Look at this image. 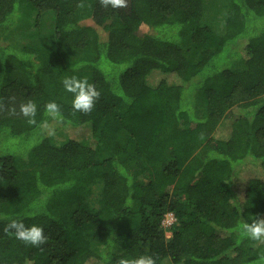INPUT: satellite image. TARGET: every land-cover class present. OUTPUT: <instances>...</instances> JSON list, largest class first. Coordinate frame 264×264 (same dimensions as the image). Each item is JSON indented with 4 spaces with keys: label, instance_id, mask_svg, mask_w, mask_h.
I'll use <instances>...</instances> for the list:
<instances>
[{
    "label": "trees",
    "instance_id": "obj_1",
    "mask_svg": "<svg viewBox=\"0 0 264 264\" xmlns=\"http://www.w3.org/2000/svg\"><path fill=\"white\" fill-rule=\"evenodd\" d=\"M126 2L0 0V102L17 111L0 112V264H257L241 224L264 218V0H228L222 28L206 0ZM20 10L28 41L12 38ZM72 76L100 92L90 113ZM12 219L47 243L5 233Z\"/></svg>",
    "mask_w": 264,
    "mask_h": 264
},
{
    "label": "clouds",
    "instance_id": "obj_2",
    "mask_svg": "<svg viewBox=\"0 0 264 264\" xmlns=\"http://www.w3.org/2000/svg\"><path fill=\"white\" fill-rule=\"evenodd\" d=\"M100 5L104 8L109 6L113 9L126 8V0H100ZM78 7H83L80 3ZM62 84L65 91L73 94L72 108L74 112H81L84 114L90 113L100 97V92L96 89L94 84L88 82L86 78H78L76 76L66 77ZM14 100V97L12 98ZM7 110L9 114L16 115L15 107L6 108L0 102V112ZM36 104L32 100L22 102L19 105V115L27 119L29 124L35 123ZM45 111L53 119L61 117L59 105L55 102H49L45 106ZM243 231L249 239L264 243V218L257 217L251 224L242 222ZM5 233H12L16 239L22 241L26 245L40 247L47 243V237L44 235V229L37 225L26 226L21 220L12 219L4 228ZM117 264H156L155 260L150 255H141L132 259L120 258ZM257 264H264V257H261Z\"/></svg>",
    "mask_w": 264,
    "mask_h": 264
},
{
    "label": "rangeland",
    "instance_id": "obj_3",
    "mask_svg": "<svg viewBox=\"0 0 264 264\" xmlns=\"http://www.w3.org/2000/svg\"><path fill=\"white\" fill-rule=\"evenodd\" d=\"M227 1L228 0H206V2L210 3L211 5L210 6L211 11L206 13L209 18V21L213 24L214 22L217 21L215 26L220 27V28H222V23H221L220 14H219L221 12L220 9L222 8L221 5L226 4ZM22 11L23 10L19 11L20 14ZM21 16H22V19H21L20 26L22 25V28L21 29L18 28L17 31L13 34L12 38L17 39V40H22V41H28L31 36V32L33 30V27H32L33 19L29 17L28 15L21 14ZM155 80H156V77L154 78L153 81ZM89 135H90V131L87 128H64L63 130L57 133L55 138L59 141L65 140L67 138L84 140L88 138ZM238 191L242 193V186L239 185ZM240 196H243V195L240 194ZM175 221H176V218L174 217V215L168 214L166 215L163 223L166 227H170L172 224L175 223ZM168 235H170L169 232H168Z\"/></svg>",
    "mask_w": 264,
    "mask_h": 264
}]
</instances>
